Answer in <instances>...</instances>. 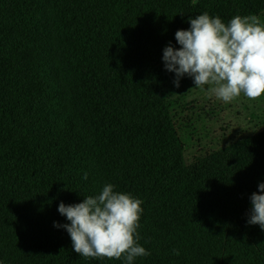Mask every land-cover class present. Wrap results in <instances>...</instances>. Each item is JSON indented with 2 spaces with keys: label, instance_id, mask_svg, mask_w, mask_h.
<instances>
[{
  "label": "trees",
  "instance_id": "trees-1",
  "mask_svg": "<svg viewBox=\"0 0 264 264\" xmlns=\"http://www.w3.org/2000/svg\"><path fill=\"white\" fill-rule=\"evenodd\" d=\"M204 12L262 20L264 0H0V264H124L79 256L54 226L69 223L61 202L106 183L142 201L137 242L150 255L133 264H264V230L248 223L264 128L184 153L162 56ZM49 44L74 73L67 91L44 65Z\"/></svg>",
  "mask_w": 264,
  "mask_h": 264
},
{
  "label": "clouds",
  "instance_id": "clouds-1",
  "mask_svg": "<svg viewBox=\"0 0 264 264\" xmlns=\"http://www.w3.org/2000/svg\"><path fill=\"white\" fill-rule=\"evenodd\" d=\"M188 22L189 29L175 33L180 47L169 44L163 49L165 69L175 73V87L187 75L195 88L208 85V92L224 103L241 94L249 100L264 95V21L260 17L235 15L226 24L204 12ZM114 187L106 183L97 195L80 203L61 202L58 212L69 223L54 222V226L67 231L73 250L85 259L123 258L124 264H133L137 257L150 255L137 242L142 201ZM258 189L250 197L248 223L264 230V183Z\"/></svg>",
  "mask_w": 264,
  "mask_h": 264
},
{
  "label": "rangeland",
  "instance_id": "rangeland-1",
  "mask_svg": "<svg viewBox=\"0 0 264 264\" xmlns=\"http://www.w3.org/2000/svg\"><path fill=\"white\" fill-rule=\"evenodd\" d=\"M53 42L57 43L56 40ZM45 49L43 61L50 67L53 84L67 91L74 73L70 67L65 71L62 69L56 44L46 45ZM208 87L195 88L193 78L185 75L174 96L176 115L187 125L183 147L190 159L199 151L219 147L236 135L258 134L264 128V95L257 100H249L241 94L231 103H224L211 95ZM66 93L62 103L66 111H71L76 104L75 95L72 91ZM60 109L63 110L62 107Z\"/></svg>",
  "mask_w": 264,
  "mask_h": 264
}]
</instances>
